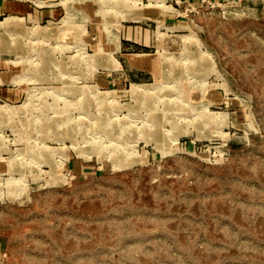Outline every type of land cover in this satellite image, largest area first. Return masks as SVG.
I'll use <instances>...</instances> for the list:
<instances>
[{
  "label": "rangeland",
  "instance_id": "obj_1",
  "mask_svg": "<svg viewBox=\"0 0 264 264\" xmlns=\"http://www.w3.org/2000/svg\"><path fill=\"white\" fill-rule=\"evenodd\" d=\"M16 1L0 264H264V0Z\"/></svg>",
  "mask_w": 264,
  "mask_h": 264
},
{
  "label": "crops",
  "instance_id": "obj_2",
  "mask_svg": "<svg viewBox=\"0 0 264 264\" xmlns=\"http://www.w3.org/2000/svg\"><path fill=\"white\" fill-rule=\"evenodd\" d=\"M20 1V0H18ZM84 8H86V5H83ZM25 8L20 2H17L16 0H0V16H4L7 14H22L25 12ZM32 16L31 13H28ZM27 14V15H28ZM55 14V11H48L47 15L52 16ZM39 17H42V13H37ZM35 15V16H37ZM126 33H125V38L122 39V43L118 41L119 47L118 49L114 52V55L120 50V47L122 49V56H126V61L128 64L133 68L134 71L136 72H142V73H148L149 75L153 76H159L161 73V65L159 61L154 59V57H149L151 55L146 54V53H126L125 49L126 46L135 45L136 49H139V51H146L147 48V43L148 40L146 38V33L145 29L142 30L141 28H132V27H127ZM101 38H98V42L101 44ZM108 40L106 37H104V45L105 49L108 50L109 46H107ZM11 72L10 71H1L0 70V75L2 77H11L10 76ZM23 99V90L16 86L13 83L10 82H4L3 84H0V100L11 103V104H16L19 103Z\"/></svg>",
  "mask_w": 264,
  "mask_h": 264
},
{
  "label": "bare ground",
  "instance_id": "obj_3",
  "mask_svg": "<svg viewBox=\"0 0 264 264\" xmlns=\"http://www.w3.org/2000/svg\"><path fill=\"white\" fill-rule=\"evenodd\" d=\"M9 24H11V23H9ZM9 24H7V25H9ZM7 25H6V26H7ZM7 27H8V26H7ZM108 94L112 96V95H113V92H109ZM134 94H135V89H134Z\"/></svg>",
  "mask_w": 264,
  "mask_h": 264
}]
</instances>
